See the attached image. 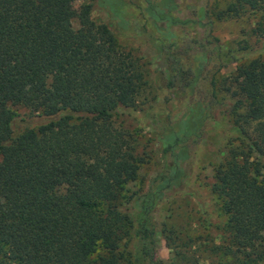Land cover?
Returning <instances> with one entry per match:
<instances>
[{
    "label": "trees",
    "instance_id": "trees-1",
    "mask_svg": "<svg viewBox=\"0 0 264 264\" xmlns=\"http://www.w3.org/2000/svg\"><path fill=\"white\" fill-rule=\"evenodd\" d=\"M97 3L129 29L123 0L121 14ZM136 10L169 59V88L178 83L190 98L179 119L158 130L162 170L145 191L130 192L145 158L113 120L139 111L147 83L141 60L91 18L90 4L0 0V264H172L157 255L158 237L176 243L178 232L155 212L171 195L190 193L186 163L196 141L209 125L224 128L212 105L214 74L226 63L219 39L204 32L213 24L208 6L194 17L181 15L177 0H145ZM247 12L255 16L252 34L264 37V0H232L213 14ZM236 62L224 87L234 137L210 186L221 219L201 221L206 233L176 243L193 253L188 262L176 252L188 264H264V55ZM216 66L205 101L200 90ZM17 107L41 120L18 119Z\"/></svg>",
    "mask_w": 264,
    "mask_h": 264
},
{
    "label": "rangeland",
    "instance_id": "rangeland-1",
    "mask_svg": "<svg viewBox=\"0 0 264 264\" xmlns=\"http://www.w3.org/2000/svg\"><path fill=\"white\" fill-rule=\"evenodd\" d=\"M101 1L118 14L123 12L120 0ZM123 1L127 11L124 18L128 19L130 23L129 29L125 30L119 26L118 20L113 15L97 3V0H74V7L78 9L82 4H90L91 18L97 23L107 24L116 36L118 45L122 49L130 51L144 65L147 83L145 90L137 100L136 108L139 111L130 115L114 117L113 120L116 127L127 129L134 138L137 152L145 158V163L140 167L137 179L127 185L130 192H141L148 188L149 180L162 170L158 130H164L179 119L184 113L185 105H187L185 103H188L190 97L184 94L180 84L175 83L171 88L168 86V79L171 76L169 59L160 50L159 43L155 40L157 32L150 21H144L141 13L136 10L137 6L143 7L145 0ZM177 1L182 9L181 15L184 16L194 17L195 11L199 7H209L213 24L204 32L219 39L226 63L214 74L217 99L212 101L214 103L212 113L221 119L224 128L209 125L196 141L191 161L186 163L192 174L190 182L184 190L190 191V193L171 195L159 204L155 212V219L159 223L167 224V228L175 229L178 232L176 243H182L188 237L206 233L202 231V228L199 229L201 221L203 223L211 221L213 224L220 222L221 217L215 206L216 200L210 193V186L214 182L213 165L223 160L228 151V143L234 137L226 129L227 125L233 121V99L224 90V87L229 83L235 70L236 61H246L264 55V37L258 38L252 34L251 29L255 22V16L251 12L227 19L215 18L213 13L224 10L232 0ZM72 26L79 27L77 18L73 19ZM204 32H190L188 36L191 39L201 38ZM243 47L246 48L242 50ZM216 68L217 66L208 73L207 79L201 87L200 96L205 101L210 99L209 79ZM178 79L180 78L177 77ZM15 111L18 119H33L28 117V109L24 107H17ZM40 120L34 118L32 122L37 123ZM19 129L20 125L15 128L16 131ZM217 233L220 234L219 231H215L214 235ZM167 237V233H161L158 237L157 255L159 258L164 263L188 264L187 260H182L176 255L177 251H181L189 259L188 262H192L193 253L191 250H185L184 247L175 248L176 243L173 238L170 240ZM170 237H174V235ZM201 264L204 262L201 261Z\"/></svg>",
    "mask_w": 264,
    "mask_h": 264
}]
</instances>
